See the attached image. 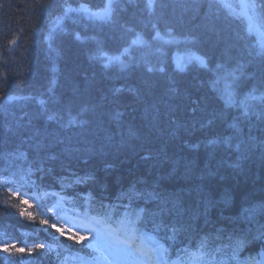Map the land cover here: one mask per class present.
<instances>
[{
  "label": "trees",
  "instance_id": "16d2710c",
  "mask_svg": "<svg viewBox=\"0 0 264 264\" xmlns=\"http://www.w3.org/2000/svg\"><path fill=\"white\" fill-rule=\"evenodd\" d=\"M107 1L66 0L95 12ZM64 3L0 0V241L12 253L0 248V264H59L60 253L81 247L40 224L54 220L55 193L82 209L140 213L147 226L160 200L138 194L155 191L171 209L165 223L183 225L176 245L223 229L225 242L231 233L243 241L239 254L254 257L264 248V104L247 97L264 94V55L244 16L217 0H154L151 9L148 0H113L110 21L96 23L61 19ZM256 3L264 33V0ZM137 35L141 45L105 67L98 51L120 54ZM175 54L201 63L179 68ZM242 101L252 105L247 117ZM38 142L43 171L34 167L26 182L16 149L30 162ZM18 187L38 201L23 203ZM35 244L45 248L28 255Z\"/></svg>",
  "mask_w": 264,
  "mask_h": 264
},
{
  "label": "snow or ice",
  "instance_id": "6c2138e0",
  "mask_svg": "<svg viewBox=\"0 0 264 264\" xmlns=\"http://www.w3.org/2000/svg\"><path fill=\"white\" fill-rule=\"evenodd\" d=\"M221 6H224V0H217ZM154 0H148L147 7L151 9L153 7ZM63 8V16L61 19H74L73 14L82 15V17L86 20L95 21L96 19H101L104 21H110L112 14V0H108V3L104 6V9L100 12L93 11L90 7L81 4L78 8L72 7L71 4H68L65 0V3L61 5ZM239 7L242 12L247 15L248 10L255 11L258 7L256 0H240ZM251 20V18H249ZM59 22V21H58ZM251 27V24H250ZM131 31V29H129ZM140 39L139 35H137L136 39L131 41V45L137 43ZM128 51L125 48L124 52ZM124 53H121L123 55ZM260 55H264V47H262V51L259 53ZM119 56H111L108 57V63L119 62ZM108 64H105L107 67ZM222 68V66H218V72ZM152 71L151 68L148 69ZM229 77H233L232 73L227 74ZM234 78V77H233ZM214 83H218V81H214ZM248 100L257 101L260 104H264V94L260 96H255L252 93L248 94ZM226 103L229 106H232L235 101L233 100L232 93L228 92ZM241 107L243 108L242 115L247 117L249 115V111L252 108V105L247 103L246 101L241 102ZM258 118L264 119V111H261L257 114ZM52 119V117H49ZM71 123V121H69ZM33 148L36 151V158L32 159L29 162V156L26 152L21 151L20 149H16L18 155L16 158L22 162H28L27 169L21 168V180L28 181L30 177L33 175L32 169L35 167L36 171H43L38 165L41 162V158L39 157V153L42 151V145L38 142L33 145ZM52 158V157H50ZM46 194V193H45ZM141 198L145 196L149 199H158L160 200V211L159 213L152 214V220L149 221L153 225V232H160L164 230L166 232H171V236H165V239L170 241L168 248H166L163 244H161L157 239L154 238L153 235H143L141 233L139 225L144 222L145 217L141 216L140 213H135L138 217L137 219L128 218L125 222L124 219H121V225L126 233V239L120 241L125 249L133 255L138 256L140 259L138 260V264H174V262L169 258V249L173 248L175 245V241L181 235H183L184 229L183 225L177 223H165L164 215L165 213H171V209L167 208V201L163 200L160 197V194L153 191L151 193H139ZM62 199V198H61ZM23 203H28L27 200H24ZM175 203H173V207H175ZM31 207V205H29ZM256 209H248L246 212L248 215L246 219L253 218V213ZM261 211H264V206H261ZM24 212H21V215H24ZM29 219L32 218L31 214H28ZM157 217H159L157 219ZM103 223L102 220L96 219L95 224L99 225ZM41 225H48V227H53L61 236H65L67 234V238L69 240H73L76 243H80L82 241L88 240L89 235H92L93 240H97V238L101 235L100 231L93 226H90L88 223H83V234H78L76 231H72L71 229H65L63 226L56 228L55 224H48L47 220L41 219ZM258 237L264 238V225H261L258 229ZM185 239H188L187 237ZM140 241L139 245L137 241ZM183 243V241H182ZM243 241L233 240V235L231 233L227 234V242H225V233L223 229H216L214 233H205L204 235L197 234V238L194 240H189V243L180 249L184 253L183 258L181 259V264H257V261L252 258L246 261H241L239 259V253L242 247ZM193 245L195 246V250H193ZM88 247L93 248L94 251H99L101 255H104L105 249H101L99 247V242L97 245H92L89 243ZM11 248L14 249L17 253H24L25 249L22 247H16L14 244L11 245ZM45 248L44 244H35L32 248L27 249V254L31 255L34 251L43 250ZM4 252H8L10 255L9 246L5 245L3 247ZM22 264V262H21Z\"/></svg>",
  "mask_w": 264,
  "mask_h": 264
},
{
  "label": "rangeland",
  "instance_id": "374dc122",
  "mask_svg": "<svg viewBox=\"0 0 264 264\" xmlns=\"http://www.w3.org/2000/svg\"><path fill=\"white\" fill-rule=\"evenodd\" d=\"M113 1V0H112ZM108 3V1H107ZM106 3V4H107ZM239 3H240V0H224V4L229 7L230 9H232L234 12L236 13H239L241 15L244 16V19L246 20V23H247V28L248 30L250 31V33L255 37V40L258 44V46L262 49V47H264V33L261 32V28H260V24L258 22V19H257V16H256V13L255 11H252V10H248L247 11V15H245L242 10L240 9L239 7ZM105 4V5H106ZM104 9V7L97 11V12H100ZM251 18V20L249 19ZM101 19H96L95 22H99ZM58 23V22H57ZM57 23L54 24V28L55 26L57 25ZM250 24H251V27H250ZM141 45V42L139 41V44H134V45H131L130 47H127L128 51L125 53L124 50L121 52V53H124L123 55L120 54H117V55H110V54H107V53H104L103 51H98V55H101L102 53L104 54H107L103 59L105 60L103 63L104 64H117L118 62H112V63H108V57H111V56H119L120 57V60L119 62L122 63V59H125L127 58L130 54H131V49H136L137 46H140ZM156 45H158L157 47L161 48V44L159 43H156ZM136 47V48H135ZM110 55V56H109ZM173 60L175 61L176 65L179 67V68H183L185 67L186 65H188L189 63L191 62H194V61H197L198 60V63H201V61L194 55H190V54H186V55H174L173 56ZM64 217V216H62ZM63 226L65 227V229H71L72 231H76L78 234H82V232L84 231L83 228H80L79 226H75L73 227L71 225V223L69 222V220H64L63 222ZM78 229H81L80 232L78 231ZM143 235L147 236L149 234L145 233V232H142ZM92 235H89V243L92 242L91 244L92 245H97V242H99V247L101 249H105L106 251L104 252V256L105 258L107 259V262H109V264H138V260H134L132 258V255L131 256L129 255L126 260H123L121 262L120 258L117 257V255L113 252L111 254V246H110V240L109 239H103L101 238L100 236L97 238V240H93L92 239ZM140 241L138 240V243ZM4 246H2L3 248ZM93 256L95 259H99L97 254H96V251L93 250ZM115 257V258H114ZM115 259L117 260V262L115 261ZM126 261V263H125ZM86 264H90V263H86ZM92 264V263H91Z\"/></svg>",
  "mask_w": 264,
  "mask_h": 264
},
{
  "label": "bare ground",
  "instance_id": "6f19581e",
  "mask_svg": "<svg viewBox=\"0 0 264 264\" xmlns=\"http://www.w3.org/2000/svg\"><path fill=\"white\" fill-rule=\"evenodd\" d=\"M205 196H207L206 194H204V196L203 197H205ZM232 223H230L228 226H227V228L231 225Z\"/></svg>",
  "mask_w": 264,
  "mask_h": 264
}]
</instances>
